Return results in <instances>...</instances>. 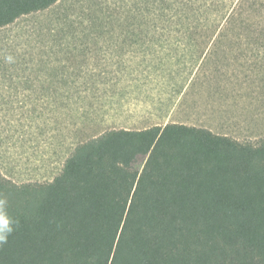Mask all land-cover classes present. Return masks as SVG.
<instances>
[{
	"label": "trees",
	"instance_id": "16d2710c",
	"mask_svg": "<svg viewBox=\"0 0 264 264\" xmlns=\"http://www.w3.org/2000/svg\"><path fill=\"white\" fill-rule=\"evenodd\" d=\"M58 1L0 0V29ZM129 7L126 27L227 46L264 70V0ZM136 30L125 41L153 42ZM0 200L14 229L0 264H264V137L242 143L181 123L114 129L77 145L50 182L0 174Z\"/></svg>",
	"mask_w": 264,
	"mask_h": 264
},
{
	"label": "rangeland",
	"instance_id": "374dc122",
	"mask_svg": "<svg viewBox=\"0 0 264 264\" xmlns=\"http://www.w3.org/2000/svg\"><path fill=\"white\" fill-rule=\"evenodd\" d=\"M130 2L59 0L0 29L1 176L16 185L50 182L77 145L110 130L165 123L117 119L134 115L108 98L117 82L92 71L109 67L101 55L110 51L106 43L131 39L135 29L137 39L153 41L142 45L156 53L147 72L164 74L157 82L170 97L161 108L176 104L173 122L242 143L264 137V70L251 59L237 60L227 46L223 54L175 31L126 27Z\"/></svg>",
	"mask_w": 264,
	"mask_h": 264
},
{
	"label": "crops",
	"instance_id": "0c3cea01",
	"mask_svg": "<svg viewBox=\"0 0 264 264\" xmlns=\"http://www.w3.org/2000/svg\"><path fill=\"white\" fill-rule=\"evenodd\" d=\"M149 44H133L125 41L106 43L105 49L110 51L103 52L101 55L103 59H107L105 61H108L107 66L109 67L102 68L101 70L93 68L92 71L96 77L107 74L109 82H117L116 87L111 83L110 86L112 87L108 89L110 90L108 91V98L114 100V104L117 107L127 106V109L124 108L122 110L123 113L134 115V117L119 116L117 119L128 121H164L165 123L162 125L164 126L169 121L175 123L173 120L176 119L172 115L176 104L170 105L167 109L161 108V103L164 102V99L170 97V94L169 92H164L162 83L157 82V79L161 81L165 80L163 73L157 75L156 73L147 72L152 67L148 62L150 60H154L153 62H155L156 60V53L149 52L142 47V45L147 46ZM157 55L161 59L159 55L162 54L158 53ZM111 74H113V77L110 76ZM183 92L178 95L177 102L183 96ZM129 100H132V104ZM130 106L132 109H130Z\"/></svg>",
	"mask_w": 264,
	"mask_h": 264
},
{
	"label": "clouds",
	"instance_id": "9594fccd",
	"mask_svg": "<svg viewBox=\"0 0 264 264\" xmlns=\"http://www.w3.org/2000/svg\"><path fill=\"white\" fill-rule=\"evenodd\" d=\"M3 204V200H0V205ZM11 220L7 216L6 211L0 207V244L6 243L8 236L12 233L14 230L11 227Z\"/></svg>",
	"mask_w": 264,
	"mask_h": 264
}]
</instances>
